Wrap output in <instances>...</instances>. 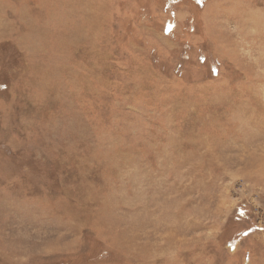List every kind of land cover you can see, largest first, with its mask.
Wrapping results in <instances>:
<instances>
[{"label":"rangeland","instance_id":"rangeland-1","mask_svg":"<svg viewBox=\"0 0 264 264\" xmlns=\"http://www.w3.org/2000/svg\"><path fill=\"white\" fill-rule=\"evenodd\" d=\"M0 264H264V0H0Z\"/></svg>","mask_w":264,"mask_h":264},{"label":"trees","instance_id":"trees-1","mask_svg":"<svg viewBox=\"0 0 264 264\" xmlns=\"http://www.w3.org/2000/svg\"><path fill=\"white\" fill-rule=\"evenodd\" d=\"M199 5H201V3Z\"/></svg>","mask_w":264,"mask_h":264}]
</instances>
